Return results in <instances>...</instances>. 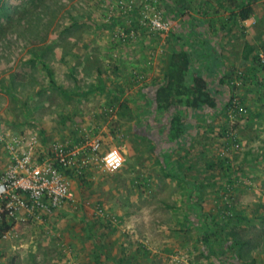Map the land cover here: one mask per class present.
<instances>
[{"label": "rangeland", "instance_id": "1", "mask_svg": "<svg viewBox=\"0 0 264 264\" xmlns=\"http://www.w3.org/2000/svg\"><path fill=\"white\" fill-rule=\"evenodd\" d=\"M197 20L223 34L218 101L156 110ZM263 43L264 0H0V135L40 158L93 139L123 156L71 173L73 204L7 222L0 264H264Z\"/></svg>", "mask_w": 264, "mask_h": 264}, {"label": "built area", "instance_id": "2", "mask_svg": "<svg viewBox=\"0 0 264 264\" xmlns=\"http://www.w3.org/2000/svg\"><path fill=\"white\" fill-rule=\"evenodd\" d=\"M152 23L161 30L168 29V25L159 21ZM0 145L1 152L8 156L0 175V226L18 220L19 215L40 216L73 204L76 198L70 175H81L93 161H99L108 172H116L123 166L118 149L100 153L99 139L72 149L53 143L41 158L32 139L23 145L19 140L7 142L0 135Z\"/></svg>", "mask_w": 264, "mask_h": 264}, {"label": "trees", "instance_id": "3", "mask_svg": "<svg viewBox=\"0 0 264 264\" xmlns=\"http://www.w3.org/2000/svg\"><path fill=\"white\" fill-rule=\"evenodd\" d=\"M233 10H236L232 15L235 20L245 21L250 19L253 14L251 6H237ZM253 52L254 50L248 47L244 59L246 61H254L252 57ZM262 54L264 55V43L262 45ZM191 63L192 60L189 53L181 52L169 55L164 72V83L157 87L154 93L153 101L156 110H169L173 106L172 99L176 97L185 99V107L188 109L196 110L203 106L209 109L215 107V102L207 91L204 77L198 70L191 68ZM188 96H190L189 99ZM174 122L177 123L178 127H174ZM178 122L179 119L177 118H173L171 121V128L172 126L176 128L172 134V139H177L183 133V129ZM261 206L264 208V205ZM8 229V223L4 222L0 226V238ZM234 237L236 235L233 234V239ZM235 241H237L236 243L239 245L240 250L250 242V240L245 242ZM239 255L241 256V254Z\"/></svg>", "mask_w": 264, "mask_h": 264}, {"label": "crops", "instance_id": "4", "mask_svg": "<svg viewBox=\"0 0 264 264\" xmlns=\"http://www.w3.org/2000/svg\"><path fill=\"white\" fill-rule=\"evenodd\" d=\"M248 21L249 19L240 22L243 24H247ZM205 24H206L205 20H197L194 29L196 31V34H198L197 36L199 37V39L195 40L196 43L193 44L192 48H183L175 53L185 52L191 55V60H192L191 68L198 70V72L204 77L207 85V91L209 92L210 97L213 99L216 105L218 101L217 99L218 97H216L215 95L216 94L218 95V93L222 88L219 86L220 79L218 74L220 69L219 59L222 54V50L224 49L221 46L223 34H219V33L213 34L212 32L210 33L209 31H205V29L202 28L205 26ZM166 64L167 61L165 62L164 65V72H165ZM159 83L163 85L164 80Z\"/></svg>", "mask_w": 264, "mask_h": 264}]
</instances>
